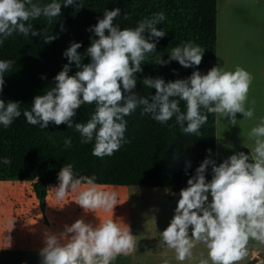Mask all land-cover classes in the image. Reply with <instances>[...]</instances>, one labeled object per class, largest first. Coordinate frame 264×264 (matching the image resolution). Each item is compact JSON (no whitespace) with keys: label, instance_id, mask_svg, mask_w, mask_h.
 <instances>
[{"label":"clouds","instance_id":"obj_1","mask_svg":"<svg viewBox=\"0 0 264 264\" xmlns=\"http://www.w3.org/2000/svg\"><path fill=\"white\" fill-rule=\"evenodd\" d=\"M68 6L79 10L83 2L52 0L41 5L33 0H0V45L14 34L42 35L44 42L51 44L57 36L44 35L46 29L35 30L30 21L44 17L50 24L61 16L62 7ZM120 17V8L106 9L103 19L88 29L97 37L86 50L90 63L84 64L78 52L82 44L71 43L63 53L69 63L55 76V86L34 97L30 110L23 111L28 124L41 129L48 128L50 123L74 128L82 144L94 141L92 155L103 159L130 143L125 136L128 127L125 118L138 109L142 116L150 115L162 125L175 118L184 135H200L208 114L230 118L232 126L237 125V113L243 114L244 120L254 117L255 108L246 107L253 77L239 66L234 71L214 66L206 75L197 70L187 79L168 82L146 77L142 81L144 87L155 89V94H138L136 74L143 72L142 63L148 54L157 51L159 40L165 37L166 32L158 30L157 25L166 17L161 11L138 21L135 28L123 29L116 23ZM128 18L124 13V19ZM204 54L199 45L186 42L172 48L169 60L161 59L158 64L166 66L177 61L184 68L198 67ZM13 63L0 60V95L4 74ZM73 63L78 71L70 76ZM181 101L185 103V111L181 110ZM93 104L90 119L86 123L76 122L77 110ZM20 109V102L5 104L0 99V125L11 126L21 116ZM248 140L253 142L248 148L250 155L237 152L219 166L206 158L195 176L188 179V186L180 191L175 214L159 240V247L173 250L177 261L193 260V249L203 244L207 258L201 253L198 264H241L249 256L250 241L264 246V118L248 132ZM64 144L70 148L71 139H65ZM0 159L5 165L11 164L9 158ZM209 166L210 182L206 180ZM58 180V187L49 190L57 201L73 194L81 208L94 213L98 209L111 211L117 205L116 192L103 190L105 186L96 183L95 175H75L70 163L62 167ZM118 221L106 219L94 227L77 220L70 227L66 225L60 236L46 235L45 247L39 253L42 264H111L120 255H130L136 250V237ZM68 234L72 235L65 239Z\"/></svg>","mask_w":264,"mask_h":264},{"label":"trees","instance_id":"obj_2","mask_svg":"<svg viewBox=\"0 0 264 264\" xmlns=\"http://www.w3.org/2000/svg\"><path fill=\"white\" fill-rule=\"evenodd\" d=\"M45 5L52 0H33ZM63 3V0H57ZM79 0H77V3ZM83 8L62 7L61 16L48 23L44 17L31 20L33 28L44 35H56L51 44L45 43L43 36L25 37L14 34L0 45V60L14 61L11 69L4 74L5 84L0 95L5 104L9 101L21 103V116L8 128L0 125V158H9L10 165L0 159V182H32L39 202H44L49 187L59 185L58 174L65 164H72L77 176L97 177L96 183L104 186L150 187L177 192L186 188L187 181L195 176L196 169L210 158L217 164V115L208 114V122L201 128L200 135H184L175 118L167 125L154 121L150 115L142 116L138 109L128 122L124 144L111 157L103 159L92 155L94 141L82 144L81 137L74 128L67 125L56 126L50 123L41 129L27 123L24 110H30L34 97L42 95L55 85V76L69 61L63 53L72 42L81 43L78 52L83 63L91 58L86 50L95 37L88 29L103 19L106 9H121V17L116 21L121 28H135L138 21L163 12L166 19L158 30L166 32L159 40L157 51L148 54L142 63L143 72L137 73L135 91L144 96L155 94V89L145 88L142 81L146 77L163 78L165 82L187 79L193 71L207 72L217 64V0H82ZM127 13L128 19H124ZM63 25V31H61ZM107 34V33H106ZM192 42L204 49L201 65L184 68L172 61L166 66L161 59L169 60L172 48ZM78 69L71 65L70 76ZM42 77H44L42 79ZM180 107L185 111V103ZM95 105H85L77 110L76 122L86 123L94 112ZM65 139H71L72 146L66 148ZM211 150L209 154L208 150ZM250 155L248 149L241 150ZM240 151V152H241ZM191 167H188V164ZM187 173V174H186ZM212 169L209 166L206 180L211 181Z\"/></svg>","mask_w":264,"mask_h":264},{"label":"rangeland","instance_id":"obj_3","mask_svg":"<svg viewBox=\"0 0 264 264\" xmlns=\"http://www.w3.org/2000/svg\"><path fill=\"white\" fill-rule=\"evenodd\" d=\"M220 22L224 34L222 39L226 38V28L233 38L241 37L239 41L243 46L247 43L249 48L256 47L255 39L260 48L264 47V0H224L220 8ZM254 108L255 115H264V107ZM243 131L248 132L244 128ZM221 132L220 128V139ZM233 139L231 147L235 154L245 143L238 134ZM220 142L219 164L224 161L222 140ZM54 187L58 186H50L49 190ZM103 190L117 193V205L111 211L98 209L94 213L81 208L73 194L57 201L49 192L45 201L39 202L32 182H0V264H42L39 253L45 247L46 235L60 236L65 233L66 225L70 227L77 220H84L95 227L106 219L119 220L118 223L122 227L127 226L136 237V250L130 255L118 256L111 264H198L201 253L207 258V249L203 244L193 249V260L184 262L175 259L173 250L159 247L160 234L175 214L180 190L178 194L150 187L105 186ZM71 235L68 234L65 239ZM248 247L249 256L241 264H264V246L250 241Z\"/></svg>","mask_w":264,"mask_h":264},{"label":"crops","instance_id":"obj_4","mask_svg":"<svg viewBox=\"0 0 264 264\" xmlns=\"http://www.w3.org/2000/svg\"><path fill=\"white\" fill-rule=\"evenodd\" d=\"M223 1L224 0H217L218 20ZM225 4L226 2L224 5ZM224 31L226 33L225 40L222 39V36L224 35L222 31V24L221 22L218 23L217 64L226 71H234L238 66L248 71L252 75L253 79L250 86L246 107H259L262 109V107H264V47L260 48L255 39L253 41L256 44V47L253 46V48H249L247 47V43H245V46H243L239 41L241 37L236 36V38H233L231 32H228L226 28ZM253 101L255 102L254 104L252 103ZM261 118H264V115H255L251 121L250 119L244 120L243 114L237 113V125L232 126L228 122L230 118L223 119L217 116V155L219 153L220 140H222L223 143L222 160L227 159L233 154L231 143H233V138H235L236 134H238L245 143L242 148L237 150V152H240L245 147L251 148L253 146V142L248 140L249 129L247 126H249L251 130V128L255 127L260 122ZM220 128L222 129L221 139ZM243 128L248 132H244ZM248 150L250 151V149ZM217 166H219L218 161ZM178 192L179 191L175 193L178 194Z\"/></svg>","mask_w":264,"mask_h":264}]
</instances>
